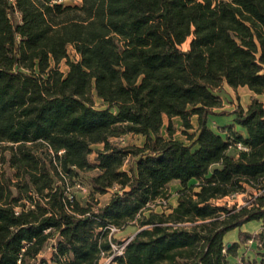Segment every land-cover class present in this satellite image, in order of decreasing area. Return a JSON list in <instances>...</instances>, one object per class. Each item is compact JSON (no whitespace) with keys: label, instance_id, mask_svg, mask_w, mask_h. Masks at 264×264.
<instances>
[{"label":"trees","instance_id":"trees-1","mask_svg":"<svg viewBox=\"0 0 264 264\" xmlns=\"http://www.w3.org/2000/svg\"><path fill=\"white\" fill-rule=\"evenodd\" d=\"M224 84L264 94V0H0V264H229L264 226V102L217 112Z\"/></svg>","mask_w":264,"mask_h":264},{"label":"rangeland","instance_id":"rangeland-1","mask_svg":"<svg viewBox=\"0 0 264 264\" xmlns=\"http://www.w3.org/2000/svg\"><path fill=\"white\" fill-rule=\"evenodd\" d=\"M82 0H62L60 3L64 5H80ZM189 41H187L183 46L182 49L186 50L188 48ZM69 54L71 59H78V56L73 51L72 48H69ZM59 69L62 72H66L68 67L65 61H62L59 64ZM223 98V110L224 112H228L234 110L235 108L242 107L246 108L254 98H258L260 101L264 102V95L256 96L254 93L249 91L247 88H239V89H231L229 87H224V91L221 94ZM94 100L97 106H103L101 101L94 96ZM171 125L173 135L172 137L185 143L188 142L187 135L193 134L194 130L190 129L185 131L186 129L182 126L180 119L174 118L170 122L167 118H165V127H163L161 134L165 137H168L166 126ZM192 123H195V119L192 118ZM121 145L124 146H141L144 142V138L141 136H133L127 135L124 136L121 140L118 141ZM96 154L93 153L90 155L89 160L91 163L95 162ZM96 172L92 171L89 175H94ZM87 184V181H85ZM179 187L178 184L174 183L171 187L172 196L169 199V204L174 205L176 204V190ZM83 189V188H82ZM249 200L248 195H237L234 197H227L223 200L217 202L218 205L227 206L228 208L231 207H240L247 204ZM263 224L256 222H250L246 224L239 230H234L229 232L224 238V244L227 247H232L234 251L232 255L229 256V264H246L249 262H255L256 260L260 259V255L263 254V246H264V239L260 234L263 231ZM138 228L134 225H130L123 230L115 231L112 234L114 240L120 242V245L115 243V252L137 233ZM264 232V231H263ZM49 254V253H48ZM46 255V257L48 256ZM109 259L104 258L101 260V264H107Z\"/></svg>","mask_w":264,"mask_h":264},{"label":"crops","instance_id":"crops-1","mask_svg":"<svg viewBox=\"0 0 264 264\" xmlns=\"http://www.w3.org/2000/svg\"><path fill=\"white\" fill-rule=\"evenodd\" d=\"M224 87H229V88H231V89H234V88H232V87H230V86H228L227 84H224V86H223V89H222V91L220 92V93H218V95H219V97H220V99H221V102H222V108H220V109H218L217 110V112H222V110L224 109L223 108V98H222V93H223V91H224ZM239 88H247V87H239ZM239 88H236V89H239ZM236 89H234V90H236ZM248 89V88H247ZM249 90V89H248ZM249 91H251V90H249ZM252 92V91H251ZM253 93V92H252ZM255 94V93H254ZM256 95V94H255ZM264 95V94H263ZM256 96H261V95H256ZM254 99H258V98H254ZM259 100V99H258ZM252 102V101H251ZM233 110H231V111H228V112H232ZM230 120H231V118L230 117H226V116H224V117H222L221 118V121L222 122H230ZM174 184V183H173ZM172 184V185H173ZM176 184H178V183H176ZM172 185H171V187H172ZM171 191V190H170ZM171 196H172V192H171ZM108 199V196L107 195H105V196H102L101 197V201H103V202H105L106 200ZM176 200H177V196H176ZM175 205V204H174ZM253 222H256V223H260L261 225H262V222L261 221H253ZM246 225V224H245ZM245 225H243L242 227H244ZM241 227V228H242ZM241 228H239V229H241ZM239 229H235V230H239ZM234 231V230H233Z\"/></svg>","mask_w":264,"mask_h":264},{"label":"built area","instance_id":"built-area-1","mask_svg":"<svg viewBox=\"0 0 264 264\" xmlns=\"http://www.w3.org/2000/svg\"><path fill=\"white\" fill-rule=\"evenodd\" d=\"M61 1H62V0H53V2H55V3H60ZM112 231L114 232L115 229H112ZM126 244H127V243H126ZM126 244H124V245H122V246H119V248L117 249L116 252H115L116 247H115L114 244H112V248H113L114 253H117V254L122 253V250L124 249V247H125ZM114 248H115V249H114Z\"/></svg>","mask_w":264,"mask_h":264}]
</instances>
